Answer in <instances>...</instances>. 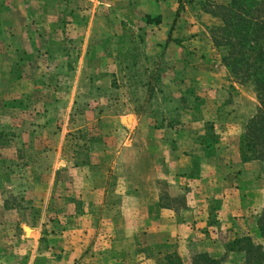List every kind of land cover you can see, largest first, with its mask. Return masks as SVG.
<instances>
[{
    "label": "rangeland",
    "instance_id": "1",
    "mask_svg": "<svg viewBox=\"0 0 264 264\" xmlns=\"http://www.w3.org/2000/svg\"><path fill=\"white\" fill-rule=\"evenodd\" d=\"M227 1L0 0V264H155L258 240L264 171L239 151L256 94L210 36Z\"/></svg>",
    "mask_w": 264,
    "mask_h": 264
},
{
    "label": "trees",
    "instance_id": "2",
    "mask_svg": "<svg viewBox=\"0 0 264 264\" xmlns=\"http://www.w3.org/2000/svg\"><path fill=\"white\" fill-rule=\"evenodd\" d=\"M219 25L210 30L213 45L220 48V62L239 80L250 81L257 107L247 120L239 140L243 160H258L264 171V0H228L214 5ZM145 23H159V16L146 15ZM169 36L166 37V41ZM255 238L234 237L224 244L221 256L193 252L187 257L164 253L155 264H221L227 253L238 255L239 264H264V198L255 218Z\"/></svg>",
    "mask_w": 264,
    "mask_h": 264
},
{
    "label": "crops",
    "instance_id": "3",
    "mask_svg": "<svg viewBox=\"0 0 264 264\" xmlns=\"http://www.w3.org/2000/svg\"><path fill=\"white\" fill-rule=\"evenodd\" d=\"M11 10L9 11L10 13H11ZM13 23H15V22H12V24ZM12 24L10 21H8V26H10ZM16 27L17 26L14 24V28H16ZM189 207H191V204H189ZM158 208L160 210V216L162 218V220H161V225H162L161 227L162 228H159L163 232L162 235L174 236L176 234L177 227H178V222L176 221V214L174 212V209L172 207L166 206V205L158 206ZM186 212L190 213V212H194V210L187 208ZM186 217L187 216L183 217V219L181 220L182 223L179 222L181 224V226L183 227V229H189V228L191 229L194 226L196 227L195 223H193L195 218L194 217L191 218L190 215L188 216V218H186Z\"/></svg>",
    "mask_w": 264,
    "mask_h": 264
}]
</instances>
